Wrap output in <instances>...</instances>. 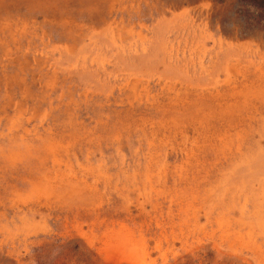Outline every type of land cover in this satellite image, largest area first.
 I'll return each instance as SVG.
<instances>
[{"label":"rangeland","instance_id":"obj_1","mask_svg":"<svg viewBox=\"0 0 264 264\" xmlns=\"http://www.w3.org/2000/svg\"><path fill=\"white\" fill-rule=\"evenodd\" d=\"M0 264H264V0H0Z\"/></svg>","mask_w":264,"mask_h":264}]
</instances>
